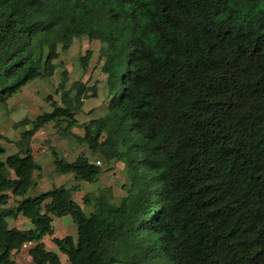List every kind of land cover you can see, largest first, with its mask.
Segmentation results:
<instances>
[{
  "label": "trees",
  "instance_id": "16d2710c",
  "mask_svg": "<svg viewBox=\"0 0 264 264\" xmlns=\"http://www.w3.org/2000/svg\"><path fill=\"white\" fill-rule=\"evenodd\" d=\"M80 38L106 46L107 112L80 126L99 87L61 83L62 106L22 121L32 128L0 161V264L28 243L34 263L62 264L46 237L69 264H264V0H0V108L54 77ZM50 124L124 164L127 195L104 188L84 208L78 186L29 196L43 171L32 142ZM52 153L59 174L100 180L85 155ZM19 216L33 228H10ZM68 216L77 239L54 237V218Z\"/></svg>",
  "mask_w": 264,
  "mask_h": 264
},
{
  "label": "rangeland",
  "instance_id": "374dc122",
  "mask_svg": "<svg viewBox=\"0 0 264 264\" xmlns=\"http://www.w3.org/2000/svg\"><path fill=\"white\" fill-rule=\"evenodd\" d=\"M106 46L99 41H90L88 38L76 39L71 49L67 52L61 50V58L57 61L59 69L54 77L48 79H40L30 83L20 93L11 98L6 107L0 108V135L6 136L10 140L9 143L6 140H2L0 145L3 147L4 152H0V161H6L10 155L18 152V148L15 146V142L20 140L21 133L24 130L32 128L30 126L22 125V121L28 119L30 121L36 120L44 113H51L53 111V103L62 106L61 94L57 93L60 90V84L65 83L67 89H70L75 83L86 84L87 86L97 85L99 87V97L86 100L82 112L77 115L78 122L81 125L88 122L91 119L102 117L107 112V106L109 103L106 92V75L101 71L105 59L101 57V51ZM87 51L91 52L89 58L88 67L85 68L82 64V59L86 56ZM68 72L67 76H64V71ZM72 95L75 94V90ZM65 126V125H64ZM59 129L55 124L46 126L41 132L35 136L33 141L39 144L40 147H36L38 156L36 161L39 165H42L44 170L41 175H36L38 179V186L32 189L29 196L35 198L54 187H72L73 182L66 181V175H59L62 177H55L51 164L54 161L53 149H56L62 156L65 155L69 162L74 161V156L71 157L72 149L77 148L78 153L87 152L89 149L85 144H81L74 136H61L58 133ZM72 135L83 136L84 131L81 128H75ZM45 150V152L43 151ZM66 153H70L68 156ZM95 154V153H94ZM93 155V154H92ZM101 161L103 169L102 176L99 183H96L94 187L82 186L88 191L89 189L96 191L95 188L101 187V182L105 185L104 188H111L116 199H120L127 195L125 186H130L125 165L122 163H114L116 165H107L103 158L99 154L93 155ZM54 168H55V164ZM113 167V170L109 171V167ZM40 176V178H38ZM36 195V196H34ZM11 205L14 206L15 202L12 201ZM89 214V210H86ZM56 231L54 237L62 238L72 235L74 232L66 228L65 232L60 228L59 221L55 224ZM72 237V236H71ZM47 237V247L49 251H52V241H49ZM54 252V251H52ZM58 254V253H57ZM67 258L65 255H62ZM66 260V259H65ZM18 264H26L18 261ZM31 264H35L31 261ZM64 264H68L64 261Z\"/></svg>",
  "mask_w": 264,
  "mask_h": 264
},
{
  "label": "crops",
  "instance_id": "0c3cea01",
  "mask_svg": "<svg viewBox=\"0 0 264 264\" xmlns=\"http://www.w3.org/2000/svg\"><path fill=\"white\" fill-rule=\"evenodd\" d=\"M40 132H41V131H40ZM34 140H35V139H34ZM32 146H33V150H34V157H35V159H37L38 156L41 155V154H37V149H36V147H40V146H39V144L35 143L34 141L32 142ZM86 146H87V145H86ZM70 148H71V152H72L71 157L74 156L73 158H75L74 161H75L79 156H81V155H85L86 157H88V158L91 160L92 163H95L97 160H100V159L97 158V157H93V155H96V154L90 152V150H88L87 152H84V153H78V151H77V148H78V147H76L75 149H74V148L72 149V147H70ZM87 148H88V147H87ZM78 149H79V148H78ZM59 154H60V153H59ZM66 154H67V156H68L70 153H69V154L66 153ZM92 154H93V155H92ZM60 155H61V154H60ZM61 156H62V155H61ZM62 157L66 158L65 155H63ZM66 160H67V159H66ZM67 161H68V160H67ZM74 161H72V162H74ZM53 164H54V161H53V163L51 164L50 167H51V169H52V171H53L55 177H62V176H59V175H62V174H59V173L56 171V169L54 168V165H53ZM113 164H114V163H112L111 166H112ZM114 165H116V164H114ZM40 166H41L42 169L44 170L43 166H42V165H40ZM36 175H37V174H36ZM101 176H102V175H101ZM64 177H66V181H71V182L74 183V184H73L74 186H78V191L74 193V200L84 208V204H83V199H84V197H85L86 195L90 194V193H94V191L92 192V190H90V189H89L88 191H86V190H84V189L81 187V185H82V186L86 185V186L94 187V185H95L96 183H94V184H87V183L78 182V181L76 180V178H75L74 175H66V176H64ZM100 178H101V177H100ZM99 181H100V180H99ZM99 181H98L97 183H99ZM104 187H105V185L101 182V187H100V188L97 187V188H95V189H96V191H98V190L104 189ZM52 189H53V188H52ZM52 189H51V190H52ZM49 191H50V190H49ZM47 192H48V191H47ZM45 193H46V192H45ZM43 194H44V193H43ZM34 196H36V195H34ZM38 196H40V195H38ZM87 210L90 211V209H87ZM56 221H59V223H60V228H61L62 230H64L65 232H67L65 227H67L68 229L72 230L74 233H73L72 235H69V236H72V237H74L75 239H77V236H78V229H77V227H76V225H75V223H74L72 217L68 216V217H64V218H54V222H53L54 231H56V227H55ZM8 223H9L10 228H12V229L30 230V229L33 228V224L31 223V221L28 220V219H26V218L23 217V216H19L17 219H9V220H8ZM55 237H57V236H55ZM66 237H68V236H66ZM60 238H61V237H60ZM62 238H65V237H62ZM48 239H49V241H51V238H50V237H49ZM46 241H47V237L44 239L45 244H46ZM46 247H47V244H46ZM47 248H49V247H47ZM50 249H52V251H54L55 253H58V254L60 255V257H61V261H62V264H64V261H67V263L69 264V262H68V258H64V257L62 256L63 254L60 253L59 249H58L54 244H52V246H51ZM65 256H66V255H65ZM66 257H67V256H66ZM15 259H16V263H17V264H18V261H20V262H22V263H26V264H31V261L34 263L33 259L31 258L30 254H29V250H28V249H24V248L21 250V252H19L18 254L15 255ZM65 259H66V260H65ZM35 264H36V263H35Z\"/></svg>",
  "mask_w": 264,
  "mask_h": 264
},
{
  "label": "built area",
  "instance_id": "2783aa9c",
  "mask_svg": "<svg viewBox=\"0 0 264 264\" xmlns=\"http://www.w3.org/2000/svg\"><path fill=\"white\" fill-rule=\"evenodd\" d=\"M44 152H45V150H43ZM96 165L97 166H101L102 164H101V161H99V160H97L96 161ZM33 246V244L32 243H28V244H26L23 248L24 249H29L30 247H32Z\"/></svg>",
  "mask_w": 264,
  "mask_h": 264
},
{
  "label": "clouds",
  "instance_id": "9594fccd",
  "mask_svg": "<svg viewBox=\"0 0 264 264\" xmlns=\"http://www.w3.org/2000/svg\"><path fill=\"white\" fill-rule=\"evenodd\" d=\"M100 161V160H99ZM95 164H96V162H95Z\"/></svg>",
  "mask_w": 264,
  "mask_h": 264
}]
</instances>
